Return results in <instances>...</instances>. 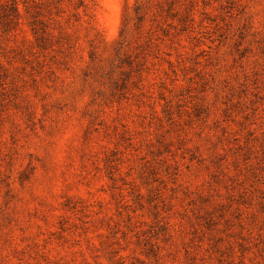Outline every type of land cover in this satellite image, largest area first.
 <instances>
[{
    "label": "rangeland",
    "instance_id": "374dc122",
    "mask_svg": "<svg viewBox=\"0 0 264 264\" xmlns=\"http://www.w3.org/2000/svg\"><path fill=\"white\" fill-rule=\"evenodd\" d=\"M0 264H264V0H0Z\"/></svg>",
    "mask_w": 264,
    "mask_h": 264
},
{
    "label": "trees",
    "instance_id": "16d2710c",
    "mask_svg": "<svg viewBox=\"0 0 264 264\" xmlns=\"http://www.w3.org/2000/svg\"><path fill=\"white\" fill-rule=\"evenodd\" d=\"M32 30H33V32H34V34H35V36L37 35V31H36V28H32ZM39 39V38H38Z\"/></svg>",
    "mask_w": 264,
    "mask_h": 264
}]
</instances>
